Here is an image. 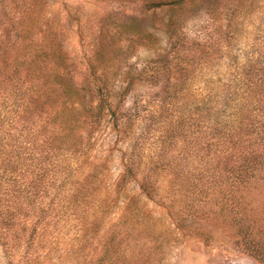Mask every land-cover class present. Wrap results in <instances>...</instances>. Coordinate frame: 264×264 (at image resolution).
<instances>
[{"label": "rangeland", "instance_id": "obj_1", "mask_svg": "<svg viewBox=\"0 0 264 264\" xmlns=\"http://www.w3.org/2000/svg\"><path fill=\"white\" fill-rule=\"evenodd\" d=\"M163 1L0 0V264H264V0Z\"/></svg>", "mask_w": 264, "mask_h": 264}, {"label": "trees", "instance_id": "obj_2", "mask_svg": "<svg viewBox=\"0 0 264 264\" xmlns=\"http://www.w3.org/2000/svg\"><path fill=\"white\" fill-rule=\"evenodd\" d=\"M195 1L197 0H165L163 1L158 7L160 8H165V7H174V6H186L189 4H193ZM21 209H18V211H16V215L17 216H21L23 215V213H21ZM25 230L24 226L20 224V222L17 221V231H22Z\"/></svg>", "mask_w": 264, "mask_h": 264}]
</instances>
